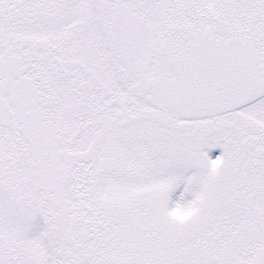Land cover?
Segmentation results:
<instances>
[{"label":"snow or ice","instance_id":"snow-or-ice-1","mask_svg":"<svg viewBox=\"0 0 264 264\" xmlns=\"http://www.w3.org/2000/svg\"><path fill=\"white\" fill-rule=\"evenodd\" d=\"M0 264H264V0H0Z\"/></svg>","mask_w":264,"mask_h":264}]
</instances>
